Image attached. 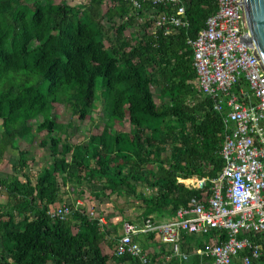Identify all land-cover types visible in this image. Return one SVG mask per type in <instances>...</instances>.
<instances>
[{
	"label": "trees",
	"instance_id": "16d2710c",
	"mask_svg": "<svg viewBox=\"0 0 264 264\" xmlns=\"http://www.w3.org/2000/svg\"><path fill=\"white\" fill-rule=\"evenodd\" d=\"M107 1L0 0V189L8 197L0 203V264H141L116 256L122 225L109 219L114 215L95 213L108 220L101 226L83 203L76 209L81 201L67 205L73 213L65 220L48 212L66 205L71 192L85 194L87 184L96 200L132 194L143 208L138 225L158 224L204 194L179 178L207 179L209 190L225 168L224 120L199 90L188 44L217 12V0H184L190 26L170 33L157 23L174 7ZM100 99L103 138L71 143L74 121L54 119L57 106L94 121ZM35 143L49 160L33 175L37 161L28 146ZM10 150L19 155L14 174L1 166L11 163ZM227 237L183 234L187 260L140 243L152 264H212L197 250Z\"/></svg>",
	"mask_w": 264,
	"mask_h": 264
},
{
	"label": "built area",
	"instance_id": "2783aa9c",
	"mask_svg": "<svg viewBox=\"0 0 264 264\" xmlns=\"http://www.w3.org/2000/svg\"><path fill=\"white\" fill-rule=\"evenodd\" d=\"M135 9L144 5L172 6L175 11L158 21L166 33L188 28L190 21L184 0H123ZM240 0H217L218 10L212 15L197 37L188 42L194 53V69L200 92L214 103V111L225 124L221 156L225 161L222 174L211 180L198 177L179 178L188 189L203 191L187 207H181L174 219L144 225L125 223L116 256L130 254L141 264H152L144 254L140 239L149 234L169 245L175 256L184 260L182 235L206 236L222 231L227 239L217 240L207 251L197 250L212 264H232L242 257L244 264L259 261L264 254V77L243 42ZM154 8L151 13H156ZM208 191V192H207ZM83 205L79 202L77 208ZM73 210L61 205L48 212L65 220ZM101 226L104 218L90 213Z\"/></svg>",
	"mask_w": 264,
	"mask_h": 264
},
{
	"label": "rangeland",
	"instance_id": "374dc122",
	"mask_svg": "<svg viewBox=\"0 0 264 264\" xmlns=\"http://www.w3.org/2000/svg\"><path fill=\"white\" fill-rule=\"evenodd\" d=\"M57 1L60 4H65V3L77 4V3H82L84 0H57ZM106 3H108L107 0ZM108 7L109 6L107 4L105 6V11L108 9ZM103 39L106 41L105 34L103 35ZM106 44H108L107 41ZM46 84L48 85V83ZM95 107H96V111L95 114L93 115L94 121L90 120V118L86 119L85 121H79L76 118H72L71 114L67 112L64 106L62 105L57 106L56 111L53 114V118L61 122L63 125H67L70 121H74V130H73L74 138L72 139L71 143H75L79 137H83L86 140H89L92 139L94 136H97L100 139H102L107 116L103 109V104L101 99L100 101L95 103ZM127 135L130 136L129 132H127ZM35 144L36 145L34 146L33 145L28 146L31 150L32 157H34L35 160L37 161L33 166V170H32L33 175H36L48 163L49 160V154H48L49 152L44 149L38 148L37 143ZM21 145L26 146L29 144L28 143L26 144V142L22 141ZM18 157H19L18 151L10 150L9 154H7V159L11 160V163L8 161L10 163L9 164L7 161H4L2 162L1 166L4 165L6 166V164L10 165L9 168L7 169L8 171H10V173L14 174L15 172H13L12 167L13 166L15 167L17 165ZM14 176H18V175L15 174ZM96 190L98 189L96 188ZM84 191L85 194L83 195L77 192H71L67 194L64 197L63 199L64 201L62 204L76 205L78 201H81L84 204L85 210L89 213L91 212L98 213L106 219L108 216L114 215L115 218L113 217L109 219H112V221H115L116 223H118V225H122L119 228L120 229L118 232L119 235L123 232L122 230L123 224L129 222L124 218L129 217L132 218V220L136 221L137 224L141 223V213L143 212L142 204L140 201L136 200L135 197L132 196V194H123L120 196L115 194L110 196L109 199L100 198L96 200L95 197L92 195L94 188L91 189L90 185L84 184ZM7 201H8L7 194L4 191H2V189H0V203L5 204L7 203ZM73 226H74V230L76 231V224L73 223ZM111 264H116V263L112 261Z\"/></svg>",
	"mask_w": 264,
	"mask_h": 264
},
{
	"label": "water",
	"instance_id": "95a60500",
	"mask_svg": "<svg viewBox=\"0 0 264 264\" xmlns=\"http://www.w3.org/2000/svg\"><path fill=\"white\" fill-rule=\"evenodd\" d=\"M245 42L264 77V0H240Z\"/></svg>",
	"mask_w": 264,
	"mask_h": 264
},
{
	"label": "crops",
	"instance_id": "0c3cea01",
	"mask_svg": "<svg viewBox=\"0 0 264 264\" xmlns=\"http://www.w3.org/2000/svg\"><path fill=\"white\" fill-rule=\"evenodd\" d=\"M0 127H1V129H0V131L2 130V121H1V123H0ZM13 151H15V150H13ZM2 176H4V177H6V175H4V174H2ZM168 220V219H167ZM165 220H163V221H161V222H164ZM160 222V223H161ZM202 237H204V236H202ZM143 241H144V243H146V244H149L150 246H149V252H152V253H156V254H158V253H160V251L162 250V249H164V252H170L172 249H171V247L169 246V245H166V244H164L163 242H161V240L159 239V237H155L154 239H148V237H144L143 239H142ZM213 241L211 242V245H210V247L211 246H213V243L215 242V241H217L218 240V238H213L212 239ZM142 241V242H143ZM163 244V245H162ZM161 246H163V247H161ZM162 248V249H161ZM174 255V254H173ZM168 260L170 259V257H168L167 258ZM232 264H244L243 263V260H242V257H239V258H236L234 261H233V263ZM253 264H264V254H263V256H262V258L259 260V261H257V262H255V263H253Z\"/></svg>",
	"mask_w": 264,
	"mask_h": 264
}]
</instances>
